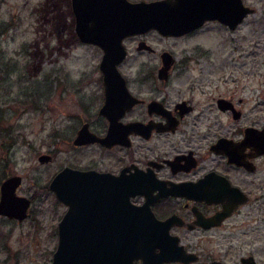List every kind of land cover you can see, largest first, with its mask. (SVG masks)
Listing matches in <instances>:
<instances>
[{
  "label": "flooded vegetation",
  "instance_id": "1",
  "mask_svg": "<svg viewBox=\"0 0 264 264\" xmlns=\"http://www.w3.org/2000/svg\"><path fill=\"white\" fill-rule=\"evenodd\" d=\"M128 1H162V11L186 14L181 21H197L195 16L205 12L204 2L198 0ZM65 2L70 15L69 45L94 50L95 67L60 85V92L68 98L69 120L73 122L66 140L73 149H81L86 160L82 166L63 165L48 182L55 200L65 208L58 222L68 205L49 184L64 167L118 177L117 185L106 190L101 185L86 195L87 232L80 237L86 254L84 264H203L213 260L225 264L214 256L202 258L197 247L202 238H210V232L224 227L237 215L241 206L258 198L254 176L264 153H258L259 149L249 143L248 128L259 132L264 125L242 120L246 98L237 96L235 90L202 88L211 85L216 46L213 41L207 45L204 39H190L209 31L211 24L233 29L218 19H204L180 34H165L155 27L128 34L121 40L123 57L118 62L109 59L117 62L119 78L105 79L100 68L104 50L99 44L79 39L72 0ZM213 5L216 9V0ZM254 12L255 9L249 14ZM103 28L108 31L114 26ZM114 39L110 32L102 37L110 46ZM189 78L204 82H180ZM195 90L206 94L203 104L194 100ZM218 114L222 119L217 120ZM231 127V132L217 130ZM82 129V140L86 135L94 139L75 143ZM105 137L106 142H101ZM201 137L205 139L203 143ZM258 137L264 139L263 132L252 141H259ZM41 154L51 156L46 163L52 161L49 152L40 153L37 160ZM20 184L15 193L23 196L17 193ZM26 198L29 206L21 221L28 217L32 203V198ZM193 236L196 243L190 241ZM56 246L57 242L49 264ZM168 255H182L185 259H168ZM249 256L252 255L241 256L239 264Z\"/></svg>",
  "mask_w": 264,
  "mask_h": 264
},
{
  "label": "rangeland",
  "instance_id": "2",
  "mask_svg": "<svg viewBox=\"0 0 264 264\" xmlns=\"http://www.w3.org/2000/svg\"><path fill=\"white\" fill-rule=\"evenodd\" d=\"M243 2L255 12L235 29L211 24L209 31L190 41L204 39L207 45L213 41L216 46L211 85L202 88L235 90L237 96L246 98L242 120L261 126L264 0ZM69 24L65 0H0V182L18 174L22 180L17 193L32 198L23 221L0 216V264L50 263L57 242V222L65 208L55 200L48 182L63 165L82 166L86 160L84 152L73 149L66 140L73 122L69 120L68 98L60 92V85L76 78V74L92 72L95 51L69 45ZM188 80L180 82H204L200 78ZM205 97L201 91H194L196 103L203 104ZM220 116L217 120L222 119ZM232 127L217 130L231 132ZM206 130L201 129L202 136ZM204 140L201 137L202 143ZM42 152L51 153L52 161L39 163L37 156ZM259 164L254 176L258 198L241 206L224 227L210 232V238L199 241L202 258L210 255L225 264H239L241 256L250 254L264 264V160ZM190 241L196 243V237Z\"/></svg>",
  "mask_w": 264,
  "mask_h": 264
},
{
  "label": "water",
  "instance_id": "3",
  "mask_svg": "<svg viewBox=\"0 0 264 264\" xmlns=\"http://www.w3.org/2000/svg\"><path fill=\"white\" fill-rule=\"evenodd\" d=\"M198 2H204V15L201 17L196 15L195 17L199 20L191 22L181 21L180 18L186 16L184 13L162 11V1L132 3L128 0H72L76 21L75 31L82 42L95 43L102 47L104 55L100 68L105 79H116L120 76L116 63L123 57L121 40L128 34L150 27H155L165 34H180L200 25L204 19H218L230 29H235L243 21L244 17L254 11V8L244 4L242 0H216V9L213 5L214 0H198ZM108 25L114 26V28L108 31L103 28V26ZM108 32L115 35L112 46L107 45L102 40V37L107 35ZM111 58L117 59V62H110L109 59L111 60ZM83 130L79 131L77 138L74 140L75 143L94 139L93 137L88 139L86 135L85 140H82ZM248 132L249 143L259 149L258 153H264V139L258 137L259 141H252L257 135L261 136L262 132L264 134V129L258 132L250 127ZM106 139L107 137L101 138L100 141L105 143ZM50 158V155L41 154L38 160L41 163H46ZM117 178L70 167H64L53 178L49 184L50 188L55 191L56 196L61 201L68 205V209L58 222L57 246L53 253L51 264H84L86 254L82 251L84 249V241L80 237L87 232L84 215L87 210L86 195L101 185L105 186V190L109 186L117 185ZM20 180L19 175H12L0 184V215L16 218L19 221L26 217V210L29 206L28 198L18 196L15 193ZM229 213L230 210L224 213L222 217ZM172 256L168 255L166 258L185 259L182 255ZM241 261L242 264H259L252 256L242 258ZM203 264L223 263L213 260Z\"/></svg>",
  "mask_w": 264,
  "mask_h": 264
},
{
  "label": "trees",
  "instance_id": "4",
  "mask_svg": "<svg viewBox=\"0 0 264 264\" xmlns=\"http://www.w3.org/2000/svg\"><path fill=\"white\" fill-rule=\"evenodd\" d=\"M10 146H11V144L9 143L7 147L9 148Z\"/></svg>",
  "mask_w": 264,
  "mask_h": 264
}]
</instances>
